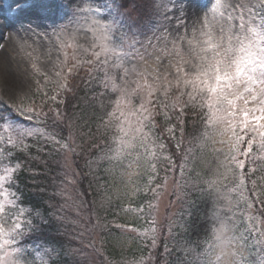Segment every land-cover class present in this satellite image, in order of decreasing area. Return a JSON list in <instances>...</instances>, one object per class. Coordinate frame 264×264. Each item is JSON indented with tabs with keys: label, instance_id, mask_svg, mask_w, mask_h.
<instances>
[{
	"label": "rangeland",
	"instance_id": "rangeland-1",
	"mask_svg": "<svg viewBox=\"0 0 264 264\" xmlns=\"http://www.w3.org/2000/svg\"><path fill=\"white\" fill-rule=\"evenodd\" d=\"M23 2H30L32 7L19 11L13 20L23 48L19 56L6 48L9 57L19 58L13 61L20 71L17 80L4 71L0 74V117L4 109L31 107L30 100L37 94L56 99L71 75L76 71L88 73L83 78L91 79L89 87L86 82L91 102L85 101L82 124L89 127L99 120L96 127L106 128L114 118L117 124L112 131L118 133L113 135H118L115 147L93 163L99 197L91 216L98 221L95 236L101 252H108L102 261L141 264L139 247L150 242L155 251L160 239H165L176 242V264H264V216L254 207L247 183L239 187L241 168L237 161L242 156V142L248 136H258L252 129L245 133L240 124L238 109L247 104L233 93L243 95L244 90L222 85L223 92L217 98L207 91V83L215 82L217 70L238 54L234 38L227 32L218 34L224 24L222 16H227L225 9L221 7L213 16L216 0H202L199 16L190 9L193 0H84L83 4L82 0H0V8L10 17V9ZM226 3L237 12L239 5L246 4L245 18L251 16L255 21L251 26L259 27L260 0H221L222 5ZM205 17L216 37L206 46V37L199 31ZM95 21L112 28L102 33ZM119 36H123L122 42L116 39ZM188 40H193L191 46ZM174 42L179 45V56ZM103 44L115 47L123 59L117 61L116 54L109 53L97 60L93 53L100 52ZM180 57L183 63L178 71ZM117 63L122 66L115 67ZM154 101L160 104L165 118L197 105L208 115L207 120L196 124L197 145L185 148L178 170L171 164L163 185L156 181V160L160 151L161 157L168 153L152 127L158 117L150 112ZM64 112L52 117L61 119ZM210 114L215 115L211 122ZM15 125L1 128L0 166L7 162L2 154L5 135L11 139L7 142L18 144L32 135L55 137L25 124L21 126L33 134L21 138L15 130L20 125ZM76 133L72 132L71 143L80 145L78 128ZM65 149L68 167L73 169L75 158ZM263 161L264 152L259 149L251 173L255 183L252 189L264 186ZM248 204H252L251 209ZM4 208L0 225L7 230L14 225L9 216L12 207ZM148 216L149 221L144 222ZM123 220L132 225L124 228ZM14 245L9 251L16 248ZM12 258L18 264H43L50 253L24 249L14 252ZM94 261L101 263L97 258Z\"/></svg>",
	"mask_w": 264,
	"mask_h": 264
},
{
	"label": "trees",
	"instance_id": "trees-1",
	"mask_svg": "<svg viewBox=\"0 0 264 264\" xmlns=\"http://www.w3.org/2000/svg\"><path fill=\"white\" fill-rule=\"evenodd\" d=\"M82 90L77 91L68 103L67 111L71 110L70 119L74 121V126L80 123L77 115L81 111V99L86 96ZM201 115L204 114L197 110V115H188L184 124L192 119H196L195 124L203 122L205 119ZM190 128H186V133ZM58 136L67 141L64 134ZM59 147H62L61 142L54 144L51 140H41L40 136L10 145L14 169L13 186L10 188L13 204L17 208L16 214H22L25 219L22 229L29 232L25 241L35 246L43 245L55 255L49 264H94L93 257L97 254L95 250L86 248L83 242L87 229L84 223H93L91 215L96 209L95 191L88 193L92 174L81 177V190L72 185L66 177ZM83 166L87 167L85 161ZM88 166L87 171L90 172L91 166ZM81 195L84 201L79 204ZM76 210L80 215L75 213ZM37 213L43 219L34 215Z\"/></svg>",
	"mask_w": 264,
	"mask_h": 264
},
{
	"label": "snow or ice",
	"instance_id": "snow-or-ice-1",
	"mask_svg": "<svg viewBox=\"0 0 264 264\" xmlns=\"http://www.w3.org/2000/svg\"><path fill=\"white\" fill-rule=\"evenodd\" d=\"M84 0H82V4ZM223 7L227 12V16L223 17L224 24H222L219 28V35L223 36L225 32L228 33L229 37H233L235 40V48L237 51V55L231 60H227V66L223 69H218L215 77L214 83H207V91L214 97L217 98L223 92L222 85H229L233 88H240L244 90V94L241 95L239 91H235L233 94L238 96L239 99L247 104L246 107H242L238 109L240 115V124L243 127V131L245 133L248 132L249 129L256 132L259 139V149L261 152H264V31H261V28H264V0H260L259 7L262 10V15L259 22V27H252L251 25L255 23L249 16V19L245 18L244 11L246 9V4L239 5L240 11L237 12L236 8L233 7L230 3H226L224 5L221 4V0H216L215 7L212 8V15L219 11V9ZM239 21V23H235V21ZM94 25L98 28L102 33L105 29L109 31L112 28V25H103L100 24L99 21H95ZM202 28L199 30L200 35L206 37L204 40V46L207 44H212L215 42L216 37L213 35L210 24L205 17L202 21ZM204 29H209L205 31ZM195 35V34H194ZM107 39L105 35L103 37ZM117 40L123 41V36L116 37ZM183 39V38H180ZM188 44L191 46L193 44V40H188ZM173 48L176 50V55L179 56V45L175 42L173 43ZM218 48H213L212 51H217ZM109 53H115L117 61L123 59V56L120 55L116 51L115 47H109L108 44L101 45L100 52H94L93 55L99 60V57L104 54L108 55ZM103 63L107 64L108 60L105 59ZM183 63V57H180V61L177 64V70L179 71V67ZM122 65L117 63L115 67L119 68ZM125 71L127 69L125 68ZM258 73V74H257ZM2 102V101H0ZM231 103V102H230ZM209 107H211V101L209 102ZM18 116H20L25 121H32L38 113L34 108L25 107L22 108L20 106H15L12 108ZM210 122L215 119L214 114H210ZM0 124H8L10 128L13 127L6 119L0 118ZM18 137H24L25 135L31 136L32 130L20 126L18 129H15ZM2 139V137H0ZM239 142V137L237 138ZM250 140V144L248 145L250 151L246 153V155L251 152L253 148V144L257 143L256 140ZM64 147H68V145H64ZM235 160L236 158L233 157ZM238 166L243 169L244 161H237ZM5 171L7 175H0V189L4 188V182L6 180H10L13 176L14 169L6 168ZM245 186V178L243 173L240 176L239 187L244 188ZM255 187V183L253 184ZM7 193L0 191V196H6ZM8 203H13V201H8ZM264 203V201H261ZM252 204H248V208L251 209ZM4 205L0 203V212H3ZM252 219V217H249ZM20 225L16 224L9 227L7 230L5 227L0 225V264H18L16 260L12 258L14 252H19L18 248H13L9 251V246L14 245L16 243V236L13 235V232L19 229ZM223 231V230H221ZM17 235L19 233L17 232ZM264 235V233H261ZM219 238V235H218ZM155 239L152 240V245L155 247Z\"/></svg>",
	"mask_w": 264,
	"mask_h": 264
},
{
	"label": "bare ground",
	"instance_id": "bare-ground-1",
	"mask_svg": "<svg viewBox=\"0 0 264 264\" xmlns=\"http://www.w3.org/2000/svg\"><path fill=\"white\" fill-rule=\"evenodd\" d=\"M202 0H193L191 5V10L194 9V14L197 16L202 14L203 5L201 4ZM2 7V6H1ZM5 12V11H3ZM2 9L0 8V43H4V48H8V50H11V53L16 52L15 56H19L21 53V49L23 48L22 43V36L19 35L18 31L16 30L18 25L13 24V18L6 16V12L3 13ZM194 15V16H195ZM8 50L0 49V74L2 71H4L7 76H14V78L17 80V72L19 70V66L14 63L13 60L18 61V57L8 56L7 52ZM10 50L8 53H10ZM20 79V78H19ZM21 82V81H18ZM13 83V82H12ZM9 83H5L7 86L6 88H9ZM21 84V83H20ZM18 86V85H17Z\"/></svg>",
	"mask_w": 264,
	"mask_h": 264
}]
</instances>
